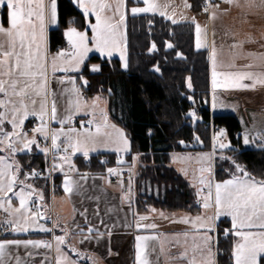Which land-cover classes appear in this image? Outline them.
I'll list each match as a JSON object with an SVG mask.
<instances>
[{"label": "snow or ice", "instance_id": "6c2138e0", "mask_svg": "<svg viewBox=\"0 0 264 264\" xmlns=\"http://www.w3.org/2000/svg\"><path fill=\"white\" fill-rule=\"evenodd\" d=\"M71 2L83 13L91 35L87 31H80L77 27L71 26L70 22L63 32L68 47L51 54L48 52L47 27L50 24H57V0H0V6L6 7L7 10V26L5 27L0 20V152L6 153V155H0V213H3L0 216V229L12 233H28L29 230L52 233L50 241L0 240V264H6V257L12 258L9 255L10 247L17 249L23 247L25 250L54 248L55 264H81L82 261L87 264H96L94 254L82 252L75 245H70L68 237L70 234L76 235L80 237L77 243L84 244L86 241L98 242L105 235L94 225L87 227L86 232L79 224L69 226L66 223L61 227L59 218L53 219L49 215L50 205L44 202L43 191L29 182L41 173L34 169L30 172L24 171L23 166L16 159L17 153H30L35 146L45 158L51 154L53 164L49 172L59 169L63 173L61 187L64 196L73 205L75 217L77 213L82 216L84 213L79 212L72 200L73 195L78 194L80 187L79 181L69 175L78 171L72 157L80 153L87 160L91 152L103 148L115 151L117 164L121 165L124 161L120 154L129 151V141L125 133L115 125H109L105 111L99 108V98L93 99L89 106L77 86L76 79L67 76V73L80 71L88 54L93 51L98 52L102 57H111L114 53H118L121 66L127 68L124 46L126 37L123 31L126 19L124 10L127 5L125 0H71ZM139 2L140 0H136V4ZM142 2L143 7H131L133 16L153 13L171 20L173 24L178 23L175 12H168L167 4H161L158 0H142ZM222 2L231 5L235 0H222ZM247 6L262 7L264 0H260L259 5L255 4L254 0H250ZM184 7L187 8L190 5L185 3ZM212 8L218 9L219 5H213L211 0H205L204 11L209 14L210 20L216 18V12L210 11ZM90 15L95 17V23L89 22ZM191 23L195 25L197 49L206 47V27H201L195 18ZM242 44L243 41L233 44L232 47H240ZM155 47L156 45L153 44L149 51ZM166 47L171 48L172 45L166 42ZM177 56H180V53H177ZM259 57H264V53L259 54ZM210 59L214 91L217 88L254 89L258 85L264 86V71L217 72L215 47L212 49ZM246 67L251 68L253 65L249 64ZM90 70L99 71V66L94 65ZM156 70L159 71L158 68ZM57 72L66 74L59 77L57 83L70 85L63 89V93L67 94L63 113L59 111L55 99H52L51 107H49V96L54 95L48 87L50 74L54 76ZM218 77L223 79L218 80ZM242 81H251V83L245 84ZM83 82L87 84L86 80ZM213 100L215 108V96ZM97 111H99L100 122L95 119ZM81 112L92 118L87 121L88 127H85L82 122L77 129L72 126V121ZM189 115L195 118L194 113ZM29 117L38 121L30 130L31 136L24 130L25 121ZM53 123H58L60 128L51 127ZM109 127L113 131H107ZM217 137L222 138L219 143L221 150L219 158L229 161L234 168V171L228 169L229 178L219 182L213 176ZM226 139V130L220 129L213 136L212 152L199 153L195 158H179L195 159L199 166L194 170L192 186L195 188L197 202L205 213H208L195 217H182L178 221L188 225L190 229L177 234L176 241L179 244V237L184 238V251L180 253L178 259L187 260V264H216L214 236L211 233L215 231L216 221L221 216L231 219V229H226L225 235L230 234L234 238L231 247L233 264H264V178L257 179L234 157L223 154L224 149L231 148L230 144L223 142ZM41 140L44 141L43 145L40 143ZM256 141L264 147V131L250 133L246 130L243 135V144L248 146ZM135 160L136 157H133L134 162ZM65 166L67 171H64ZM107 173L108 177L119 175L117 168H108ZM185 175H187L186 170ZM85 176L86 174L81 175L80 179H85ZM108 177L100 176L99 179L105 180ZM48 178L50 176L46 177ZM130 192L131 182H129ZM129 193L122 195L121 199H125ZM54 195L55 185L53 198ZM150 211L154 212L155 209ZM84 219L85 223H88L86 216ZM148 219L146 215L138 216L137 229H155L154 223H141ZM49 222L51 227L46 226ZM103 223L101 220V224ZM56 229L63 234L57 235ZM107 234L110 236L111 231L108 230ZM135 240L136 264H152L147 256L149 242L158 241L159 237L137 235ZM161 252H163V242H161ZM28 255L31 256L33 253L28 252ZM15 264H27V262L16 255Z\"/></svg>", "mask_w": 264, "mask_h": 264}, {"label": "trees", "instance_id": "16d2710c", "mask_svg": "<svg viewBox=\"0 0 264 264\" xmlns=\"http://www.w3.org/2000/svg\"><path fill=\"white\" fill-rule=\"evenodd\" d=\"M201 1L189 0L194 11ZM57 13L58 26L49 32L51 53L65 45L63 32L70 22L80 31L87 28L83 14L71 0H57ZM126 34L127 68L123 69L117 58L94 54L86 60L76 81L79 83L81 77L87 81L83 88L86 98L99 96L107 100L111 121L130 141V153L125 158L129 159L132 154L139 156L132 182L137 212L144 213L150 208L169 213L197 211L195 190L171 166L170 155L210 151L211 134L217 128L226 130L231 145L223 151L225 156L234 157L257 179L264 178V147L244 148L237 119L232 115L210 114L208 56L206 51L194 48L193 25L172 24L156 15H140L128 18ZM166 42L172 47H166ZM153 44L155 49L149 51ZM94 65L99 66V71L90 70ZM189 113H194L195 118ZM101 155L110 157L111 166L116 164V155ZM16 159L24 171H38L45 165V156L38 151L16 155ZM220 161L218 154L214 159L217 181L229 178L228 169L234 171L229 161ZM73 163L81 173L104 171L96 156L88 164L83 157H76ZM59 177L56 175L53 179L55 192H58ZM29 182L35 187H44L45 193L50 191L47 181L38 176ZM226 229L230 225L220 220L217 245L221 255L217 264L232 262V239L225 235Z\"/></svg>", "mask_w": 264, "mask_h": 264}, {"label": "crops", "instance_id": "0c3cea01", "mask_svg": "<svg viewBox=\"0 0 264 264\" xmlns=\"http://www.w3.org/2000/svg\"><path fill=\"white\" fill-rule=\"evenodd\" d=\"M161 4L168 5V12H175V18L178 23H189L195 18L196 22L201 25V27H206V47L197 49L196 47V33L195 25L194 28V48L197 51H206L208 56V68H209V97L207 100V105L210 114L215 115H232L234 116L241 128L240 141L244 148H252L260 145L259 141L255 143H250L248 146L243 144V135L246 130L250 133L255 131H264V86H256L254 89H225L217 88L215 91L212 88V61L210 55L213 47L216 49V71L217 72H237V71H264V57H259V54L264 53V6L262 7H248L250 0H235L231 5L227 3H221L219 8H212L210 11L216 12L215 19H209L208 16H198L192 9V5L189 0H158ZM255 4L259 5L260 0H254ZM127 5L125 11V27L124 31H127V20L129 17H134L131 14V7L140 6L143 7V2L140 0L139 4H136V0H125ZM187 3L190 7L185 8L184 4ZM2 7V12H0V20L3 21L4 26H7V10L6 7ZM80 11V10H79ZM81 12V11H80ZM82 13V12H81ZM83 14V13H82ZM140 15H156L153 13H141ZM58 17V13H57ZM165 19L164 17H162ZM166 21L171 20L165 19ZM90 23H95V17H89ZM173 24V23H172ZM58 26L48 25L47 27V37H48V52L49 50V32ZM89 34L91 33L90 28L86 30ZM127 35V34H126ZM65 40V47H68L67 41ZM243 41L240 47L233 48V44H239ZM254 54L249 56L248 54ZM55 54V53H51ZM99 56V55H98ZM101 57V56H100ZM259 57V58H258ZM102 58H116L112 57H102ZM118 59V58H117ZM86 61V60H85ZM253 65V67L248 68L247 65ZM59 76H65L66 74H59ZM80 75V74H78ZM77 75V76H78ZM222 77H218V80H222ZM242 83L250 84L251 81H242ZM57 83L54 76L50 74L49 79V91H63V88ZM81 85V83H80ZM215 96L216 107H213V97ZM86 98V97H85ZM52 99L56 100L57 107L61 113H63L67 102V95H60L55 93L53 96H49V107H51ZM86 116V115H85ZM33 118V117H29ZM111 120V119H110ZM28 120L25 121V125ZM77 116L74 117L72 125L76 123ZM113 123V122H112ZM115 125V124H114ZM53 128H60L58 123H53L51 125ZM220 129L217 128L212 131L211 141L213 143V136L219 132ZM10 130V126H9ZM126 134V133H125ZM127 135V134H126ZM128 137V135H127ZM219 139L217 137L216 144V156L221 152L219 148ZM251 140V136H250ZM130 142V141H129ZM228 150L224 149L223 151ZM38 151V149L33 146L31 152ZM213 151L212 148L208 152ZM39 152V151H38ZM29 152L17 153L23 154ZM111 153L116 155V166L130 167L136 174V168L138 166V158L135 164L132 163V155L129 159L124 158V163L121 165L117 164V153L111 150H97L91 152L89 156H94L98 154ZM190 153V152H186ZM192 154L197 152H191ZM175 153H171V163L172 158ZM1 155H6L3 153ZM128 156L129 154H124ZM75 157H83L80 153H77ZM129 161V165L126 163ZM66 168V166H65ZM174 168V167H173ZM175 169V168H174ZM176 170V169H175ZM65 171V169H64ZM177 171V170H176ZM184 179H186L179 171H177ZM57 175H59L58 192H55L53 198V189H50L48 193H45L46 200L44 201L50 205L49 214L53 219L59 218L61 227L64 224L71 226L72 224H79L81 227L87 230L89 226H96L105 235L97 242L93 240L91 242L86 241L84 244H78L77 241L80 237L70 234L68 237V242L70 245H75L82 252L87 251L90 254H94L93 258L96 260V264H136V240L137 235H157L159 237L158 241H150V248L148 250L147 256L152 264H187V260L181 261L178 259L180 253L184 251L183 237H179L180 243L177 241V234L188 231L189 226L178 222L182 217H195L197 215H205V211L197 205V211L195 213L187 212H174L169 213L156 208H150L144 213H138L135 206V196L132 188V192L127 195L125 199H121L124 193L118 185H110L107 179L101 180L100 176H105L102 173H75L74 176L79 181L78 194L73 195L72 200L75 203V207L79 210V213L73 214V205L68 202L67 197L64 196L62 190L63 173L56 169ZM85 179H80L81 175H85ZM135 176V175H134ZM213 176H215V168L213 165ZM94 177H96L94 179ZM23 178V176H22ZM226 179V178H225ZM187 182L192 186V182L186 179ZM133 182V181H132ZM219 182V181H218ZM193 187V186H192ZM194 188V187H193ZM195 190V188H194ZM17 206H18V202ZM155 209V211H150ZM86 210V211H85ZM98 213V215H97ZM163 213V216H161ZM3 213H0L2 216ZM146 215L149 217L148 220L142 221L141 223H154L156 225L155 229H137L136 219L138 216ZM84 216L87 217L88 223H85ZM74 217V218H73ZM103 220V224H101ZM220 220H226L230 225L231 229V219L230 217L221 216L217 219L216 225ZM45 223L44 221H40ZM47 227H51L50 222L46 223ZM106 226V227H105ZM229 229V230H230ZM78 230V229H77ZM111 231V235L107 234V231ZM57 235H62L59 229L55 230ZM214 236V250L216 251V264L218 261V237H217V227L213 233ZM7 237H2L3 239H33V240H51L52 233H41L39 231L29 230L28 233H12L8 232ZM230 238L233 237L229 234ZM161 242H163V252H161ZM67 250V249H66ZM28 252L33 253L29 256ZM9 255L12 257L8 259L6 257V264H15V256L19 255L22 260L26 261L27 264H55V250L40 248V249H28L25 250L23 247L17 249L15 247H10ZM191 256V252H189ZM75 258V257H73ZM81 264H87V262L82 261ZM233 264V261L231 262Z\"/></svg>", "mask_w": 264, "mask_h": 264}, {"label": "built area", "instance_id": "2783aa9c", "mask_svg": "<svg viewBox=\"0 0 264 264\" xmlns=\"http://www.w3.org/2000/svg\"><path fill=\"white\" fill-rule=\"evenodd\" d=\"M204 2L205 0H202L199 5H198V8L194 11L196 13V15L198 16H208V13H206L204 11ZM211 3L213 5H220L222 3V0H211ZM211 10V9H210ZM0 12H2V7H0ZM63 48H66L65 46L61 47L60 49H63ZM59 49V50H60ZM81 93L82 95L85 97L84 95V91H83V88L85 86V84H81ZM197 110H194V112H196ZM91 117L86 115L83 119V123H84V126L85 127H88L87 125V121L88 119H90ZM38 123V121H35L34 118H30L28 119L26 125H25V128L24 130L29 134V136H31V128L36 126V124ZM52 127V126H51ZM41 145L44 144V141L41 140L40 141ZM48 144L50 145V140L48 141ZM39 151V150H38ZM40 152V151H39ZM42 153V152H41ZM43 154V153H42ZM44 155V154H43ZM96 156V159H97V162L99 165L103 166L104 167V171L102 172V174H105L106 177H108V173H107V169L108 168H117L118 171H119V175H114V176H111V177H108L107 178V182L110 184V185H118L121 187L122 189V192L124 194L126 193H129V182H131V192H132V181L134 179V176H133V170L132 168L130 167H122V166H116V164L114 166H111V159L109 156L107 155H94ZM92 156H89V158L86 160L85 158H83L85 160V162L88 164L89 161H90V158ZM76 157L73 156L72 157V161L75 159ZM103 161V163H102ZM52 164H53V158L51 156V154L48 155L47 158H45V165L43 167H40L38 169L37 172L41 173V175H39L38 177L41 178V179H44L47 181L48 185H49V189H52V184H53V179L56 177L57 173H56V170L54 171H51L49 172V169H51L52 167ZM65 171H67V166L65 168ZM75 173H81V172H75ZM75 173H69V175H73ZM48 179H46V177H49ZM130 192V193H131ZM129 193V194H130ZM128 194V195H129ZM197 205H199V203L197 202ZM9 236L8 235V232H5L3 229H0V238L2 237H7ZM217 255H221V251L220 250H217Z\"/></svg>", "mask_w": 264, "mask_h": 264}, {"label": "rangeland", "instance_id": "374dc122", "mask_svg": "<svg viewBox=\"0 0 264 264\" xmlns=\"http://www.w3.org/2000/svg\"><path fill=\"white\" fill-rule=\"evenodd\" d=\"M123 31H124V29H123ZM124 33H125V31H124ZM89 35H91V33L89 34ZM125 37H126V43H125V49H126V60H127V53H128V48H127V35H126V33H125ZM67 48V47H66ZM56 53V52H55ZM99 55V56H101L98 52H95V51H93V52H90L89 54H88V57L85 59V60H87L90 56H92V55ZM112 56H115L116 58H118L119 60H120V56H119V54L118 53H114ZM111 56V57H112ZM102 57V56H101ZM104 57H108V56H104ZM86 62V61H85ZM85 62H84V64L83 65H81V68H80V71H78V72H70V73H67V76H71V77H73V78H75L76 79V76L78 75V74H80V72L83 70V68H84V65H85ZM123 69H125L124 67H123ZM54 77H55V79H56V81H57V79L59 78V77H62V76H59L58 75V72L57 73H55V75H54ZM84 79L83 80H81L79 83L77 82V86L80 88V90H81V86L82 85H80V83L81 84H83L84 82ZM63 89L65 88V87H70V85H68L67 83H65V84H59ZM51 93H53V94H57V93H59L60 95H67L66 93H63V91H51ZM63 93V94H62ZM82 94V93H81ZM53 96V95H52ZM83 96V95H82ZM84 97V96H83ZM99 98V101H98V104H99V108H102L104 111H105V113H106V115H107V117H108V121H109V125H114L113 123H112V121L110 120V117H109V114H108V104H107V100L105 99V98H102V97H99V96H95V97H92V98H85L87 101H88V104H89V106H91V102H92V100L93 99H95V98ZM77 116V121H76V123H74L72 126L73 127H75V128H77V129H79L80 128V126H81V123H82V121H83V119H84V117H85V114H84V112H81L80 114H78V115H76ZM92 118V117H91ZM95 119L97 120V122H100V118H99V111H97V115H96V117H95ZM116 126V125H115ZM116 128H119L118 126H116ZM119 129H121V128H119ZM93 130H94V128H93ZM122 130V129H121ZM107 131H113V129L111 128V127H109L108 129H107ZM123 131V130H122ZM124 132V131H123ZM125 133V132H124ZM125 136H126V138H127V140L129 141V138L127 137V135L125 134ZM221 142V140L219 139V143ZM224 143H228V144H230L229 143V141H228V138L226 139V140H224L223 141ZM99 150H105V149H103V148H100ZM126 153H130V142H129V151H127V152H123V153H121L120 155H121V157H122V159H124L125 157V155L124 154H126ZM199 153H208V151H204V152H197V153H187L186 154V152H183V153H175L174 155H173V157H177V159H173L172 158V163H171V166L172 167H174L177 171H179L186 179H188L190 182H193L192 181V177H193V173H194V170L196 169V168H198L199 166L196 164V162H195V159H192V160H188V159H179V158H187V157H192V158H195L196 156H197V154H199ZM223 154H224V152H223ZM219 155H220V152H219ZM225 155V154H224ZM132 163L133 164H135V162H136V160H137V154H132ZM133 157H136V160H135V162L133 161ZM220 162H222L223 163V160H221ZM214 165V164H213ZM185 170L187 171V175H185ZM133 173V176L135 175V173H134V171L132 172ZM135 177V176H134ZM21 179H22V176H21ZM38 190H42L43 191V193H44V195H45V190H44V187H40V186H37L36 187ZM196 199H197V197H196ZM45 200H46V196H45ZM50 215V214H49Z\"/></svg>", "mask_w": 264, "mask_h": 264}, {"label": "water", "instance_id": "95a60500", "mask_svg": "<svg viewBox=\"0 0 264 264\" xmlns=\"http://www.w3.org/2000/svg\"><path fill=\"white\" fill-rule=\"evenodd\" d=\"M73 5H74V4H73ZM74 6H75V5H74ZM58 73H59L60 75H61V74H64V73H62V72H58Z\"/></svg>", "mask_w": 264, "mask_h": 264}]
</instances>
